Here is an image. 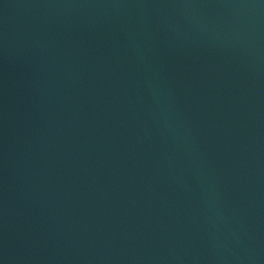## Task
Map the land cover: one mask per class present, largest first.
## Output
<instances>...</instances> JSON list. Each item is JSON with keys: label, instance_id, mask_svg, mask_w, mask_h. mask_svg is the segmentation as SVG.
I'll use <instances>...</instances> for the list:
<instances>
[{"label": "water", "instance_id": "water-1", "mask_svg": "<svg viewBox=\"0 0 264 264\" xmlns=\"http://www.w3.org/2000/svg\"><path fill=\"white\" fill-rule=\"evenodd\" d=\"M0 264H264V0H0Z\"/></svg>", "mask_w": 264, "mask_h": 264}]
</instances>
